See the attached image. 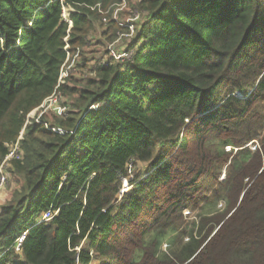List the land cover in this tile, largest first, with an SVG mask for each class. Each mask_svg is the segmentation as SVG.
I'll use <instances>...</instances> for the list:
<instances>
[{"label": "trees", "instance_id": "obj_1", "mask_svg": "<svg viewBox=\"0 0 264 264\" xmlns=\"http://www.w3.org/2000/svg\"><path fill=\"white\" fill-rule=\"evenodd\" d=\"M121 2L0 0V264H264V0H135L123 61Z\"/></svg>", "mask_w": 264, "mask_h": 264}, {"label": "built area", "instance_id": "obj_2", "mask_svg": "<svg viewBox=\"0 0 264 264\" xmlns=\"http://www.w3.org/2000/svg\"><path fill=\"white\" fill-rule=\"evenodd\" d=\"M134 1L135 0H122V2L116 6V9H115V11L113 13V19L115 21H117L121 26L128 28L127 32H125L124 34H118L119 35L118 38L111 45H109L107 47L108 56H110L111 58H113L115 60L123 61L125 59L130 58L132 56V53H133V51L127 50V44L128 43H126V46L125 45L119 46L118 43L121 44L120 41H119V39L121 37H126V39L128 41H130V39L132 38L133 26H135V23L138 22L140 20V18H141V17H138V15L142 16L144 14L143 12L139 11L136 7L133 6L132 3ZM73 11H74V9L72 7H69V6H63L62 7V13H61L62 20L65 23H67L69 27L72 24V21H71V18H70V13L73 12ZM119 11H121L124 14L121 13L120 15H118ZM104 21H105V19H104ZM118 46L122 47L123 49L117 48ZM67 64H69V63H67V60H66L63 63L62 67H61L60 78H59V82L60 83H63L65 81V77L68 76L71 72H74V71H71L72 69H70V70H68V74L63 76L64 78L62 77L63 68ZM70 68H71V66H70ZM51 97H53V96H51ZM51 97H48L43 102V104L48 99H50ZM43 104L41 106H43ZM56 130L60 131L59 128H57ZM21 134H22V132L20 133L17 141L14 144L11 145V148L9 149L8 153L4 156L3 161L1 163V166H0V190L5 185V183H7V174L8 173L5 172L3 169L9 164L10 160H12L14 158H19V154L20 153L18 152V148H19L18 140L21 139ZM128 167H131V164H129ZM127 181L128 180H126V179L123 180V187H128V182ZM52 216H53V213L51 211H46V212H44L41 215L39 222L49 221L52 218ZM23 238H24V235L22 234L17 239L15 248L18 251H19L20 245H21V243L23 241Z\"/></svg>", "mask_w": 264, "mask_h": 264}, {"label": "rangeland", "instance_id": "obj_3", "mask_svg": "<svg viewBox=\"0 0 264 264\" xmlns=\"http://www.w3.org/2000/svg\"><path fill=\"white\" fill-rule=\"evenodd\" d=\"M116 7L113 9L112 11V18H113V13L115 11ZM122 12L119 11L118 12V15H120ZM138 17H141L140 20L138 22H136V26H133V29H132V37L134 36V34L136 33V28H139V24L142 23L144 20H145V16L143 17V15H138ZM104 26V25H103ZM99 30H102V28L100 29L99 27ZM97 36H99L98 33H93L91 36H90V42L88 43V45L86 46V50L88 52V58L90 60V63H94V60L98 59L101 57L102 54H104V46H96L98 44H94L95 41L97 40ZM120 43H118L119 46H123L125 45L126 46V43H128V40L126 39V37H121L119 39ZM117 47V48H120V49H123L122 47ZM124 46V47H125ZM101 54V55H100ZM100 55V56H99ZM95 64V63H94ZM91 65V64H90ZM71 66V68H70ZM91 67V66H90ZM72 69L71 71H74L78 76H80L79 72H76V67H75V63L72 62V63H69L67 65L64 66L63 68V71H62V77L67 75L68 74V70ZM87 72V71H86ZM64 78V77H63ZM238 97H242L241 94H237ZM62 111V108H61V102H58V97L57 96H53L51 97L50 99H48L44 104L43 106H40L39 108L33 110L29 116H28V120H27V124L28 123H31V121L33 119H35V121H39L40 120V116L43 114V113H59ZM21 138H22V134H21ZM256 141H250L249 143H247L246 145L248 147H250L251 149H254L255 145H256ZM4 170V169H3ZM5 171V170H4ZM224 177V173H222L221 175V178ZM126 179V178H125ZM128 180V179H126ZM128 182V181H127ZM16 178H14L13 176H11L9 173L7 174V183H5V185L2 187V189L0 190V203L5 200L6 198H8L12 192V190L16 187ZM129 187V188H128ZM128 187H122V191L120 192V196L123 195V193L127 192L130 190V184L128 182ZM184 215H188L187 213V210H184L183 211ZM189 216V215H188Z\"/></svg>", "mask_w": 264, "mask_h": 264}]
</instances>
